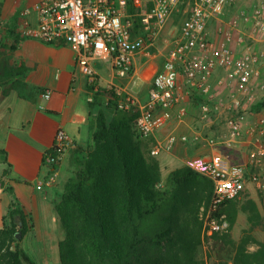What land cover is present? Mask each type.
Here are the masks:
<instances>
[{
  "label": "built area",
  "instance_id": "built-area-1",
  "mask_svg": "<svg viewBox=\"0 0 264 264\" xmlns=\"http://www.w3.org/2000/svg\"><path fill=\"white\" fill-rule=\"evenodd\" d=\"M37 0L21 11L23 26L20 34L45 43L65 42L77 49L76 61L93 86L89 100L99 90L98 74L92 62L109 61L116 77H129L133 73L136 54L155 45L172 15L185 5L188 16L180 25L179 33L169 50L162 69L153 80L149 99L139 101L128 90L109 85L118 96L117 104L123 109H137L140 134L155 137L168 122L169 111L178 107L177 117L183 120L187 108L182 105L181 87L191 97L196 90L206 98L201 103L200 118L211 119L217 110L227 109V133L221 136L195 134L208 145L232 146L245 139L249 151L240 162L219 150L203 156L190 157L185 165L213 180L214 190L210 204L201 207L204 232H223L230 226L225 214L216 216L219 206L240 197L248 186H253L264 199V109L252 111L243 98L253 102L256 91L253 82L260 74L258 63L264 61L262 53L246 51L237 54L232 48L230 33L222 30L223 39L216 43L209 36V21L225 14L229 5L247 2L263 4L264 0ZM189 5V6H188ZM256 25L264 31V15L255 9ZM218 87L235 92L226 105L212 103ZM264 90V84L261 85ZM46 98L50 92L44 94ZM106 99V103L109 102ZM189 136L172 133L167 140H155L152 153L170 151L177 142H186ZM74 140L62 129L56 133L57 158L45 154L44 162L49 174L38 184L42 188L51 184L58 175V166L65 152L74 147Z\"/></svg>",
  "mask_w": 264,
  "mask_h": 264
},
{
  "label": "trees",
  "instance_id": "trees-1",
  "mask_svg": "<svg viewBox=\"0 0 264 264\" xmlns=\"http://www.w3.org/2000/svg\"><path fill=\"white\" fill-rule=\"evenodd\" d=\"M5 84L0 76V86ZM93 94L90 109L100 108L94 115L93 143L87 149L75 148L73 175L56 203L65 230L59 243L61 264H264V243L249 235L238 239L232 231L240 211L256 209L250 197L247 206L239 201L253 190L250 186L214 213L227 215L230 226L211 235L208 259L200 258L201 207L211 202L213 180L186 165L164 177L161 161L152 153L154 138L139 132L138 110L120 108L114 88ZM190 99L195 106L200 104L194 93ZM106 106L114 110L110 121ZM46 153L57 158L58 148L53 146ZM54 166L59 168L60 161ZM9 191L11 202L0 227V264H38L22 243L33 220L12 188ZM158 210L163 211L161 228L144 233L142 221ZM252 242L259 243V248L250 251Z\"/></svg>",
  "mask_w": 264,
  "mask_h": 264
},
{
  "label": "crops",
  "instance_id": "crops-1",
  "mask_svg": "<svg viewBox=\"0 0 264 264\" xmlns=\"http://www.w3.org/2000/svg\"><path fill=\"white\" fill-rule=\"evenodd\" d=\"M17 1L0 0V8L3 7L0 18V76L6 82L0 86V227L11 202L9 189L12 188L33 220L34 226L29 234L36 235L38 231L39 241L56 239L52 246L55 249L57 245L59 251V243L65 236L54 238L57 223L61 224L56 203L70 178L66 172L73 167L75 148L87 149L93 143L94 115L100 108L90 109V84L86 73L77 64V49L65 42L50 44L22 36L19 32L23 26L21 11L37 0H29L28 5L19 8ZM181 11L188 16L185 5L181 6L168 20L155 45L136 54L131 76L116 77L109 61H93L99 77V90L115 85L128 90L139 101H147L153 80L162 69L179 33L180 25L176 22ZM211 23L212 20L208 28L212 39ZM46 92L51 93L49 98L44 96ZM181 92L184 97L182 105L191 114L177 120L178 107L171 109L168 122L153 137L156 141L165 142L172 133L189 136L188 141L178 143L177 151H162L163 156L159 159L162 170L168 174L184 166L187 158L221 150V147L210 146L203 139H195L197 133L210 135V131L213 132L209 127L211 119L203 121L198 113L206 97L197 90L194 92L200 101L198 107L186 94L185 86L181 87ZM109 108L104 107L106 116ZM113 113L114 110L112 117ZM58 129L70 135L75 145L63 155L56 180L39 189L38 184L49 174L44 157L54 146ZM88 132L89 141L85 139ZM48 257H45V262L50 264Z\"/></svg>",
  "mask_w": 264,
  "mask_h": 264
},
{
  "label": "rangeland",
  "instance_id": "rangeland-1",
  "mask_svg": "<svg viewBox=\"0 0 264 264\" xmlns=\"http://www.w3.org/2000/svg\"><path fill=\"white\" fill-rule=\"evenodd\" d=\"M29 0H18L16 6L23 7L28 5L27 2ZM189 2V0H188ZM189 6V5H188ZM260 7L263 15H264V3L263 4H255L240 2L238 4L229 5L225 14L219 17L218 19H213L210 25V33L212 35V40L216 43L222 41L224 32L230 33L231 41L230 44L235 52L239 55L246 51H253L262 53L264 51V31L259 30L256 25V12L255 9ZM0 18L3 15V7L0 8ZM186 18V14L181 11L178 15L177 25H181ZM1 32V31H0ZM1 34V33H0ZM1 36V35H0ZM10 49V48H9ZM258 68L260 69V74L255 78L253 82V90L256 91V98L253 102H248L246 98H243V103L246 107H249L252 111L258 112L264 109V90H261V85L264 84V61H260L258 64ZM236 91V90H235ZM231 88L226 87H218L217 96L215 100H213V104L215 105L217 102L223 103L224 105L228 104L232 98L233 93L235 92ZM199 107V105L197 104ZM260 106V107H259ZM257 108V109H256ZM256 109V110H254ZM113 108H109L107 110V119L110 120L112 118ZM187 113L184 117H188L191 113ZM171 113V111H170ZM198 113L200 114V109H198ZM231 112L227 109L217 110L211 117L210 134L215 136L225 135L227 133V127L225 125V121L227 116H229ZM178 120V118H177ZM202 120V119H201ZM203 122V121H202ZM86 140H90V133L88 132L85 137ZM178 143L173 147L174 150H178ZM155 144V143H154ZM235 145L227 146L223 145L221 150L226 154H229L232 159H241L246 156L249 151V146L245 139L239 141L238 143H234ZM160 159L163 156V152L160 155H157ZM67 164V162H66ZM66 164L64 166L65 172L67 171ZM75 170V168H74ZM73 167H71L70 172H66L67 177H71L73 175ZM163 175L166 176L167 171L165 169L162 170ZM168 174V173H167ZM246 193L240 197L239 201L242 205L247 206V201L249 197L253 199L254 204L256 205V209L253 211L248 209V211H240L238 215V219L233 226V235L238 239H243L246 236H251L256 239L257 242L264 243V199L260 195L257 190H255L251 185ZM249 207V206H248ZM163 214L162 210H158L156 213H151L146 215L144 220L142 221V229L144 233L146 232H155L160 229L163 222L161 219V215ZM227 216V215H226ZM255 217V219H254ZM251 218L253 220H251ZM57 232L54 238H63L65 236V230L62 224L57 223ZM33 234H27L25 239H23L24 248L31 254V256L38 262V264H47L45 261V257L48 255L50 264H61L60 255L58 251V246L55 245V249L52 244L56 243V239H41L39 241V232L37 231ZM212 234H208L204 232V241L199 251L200 258L208 259V254L212 249ZM49 242V243H48ZM257 242H252L248 249L250 251H254L259 248L260 244Z\"/></svg>",
  "mask_w": 264,
  "mask_h": 264
},
{
  "label": "water",
  "instance_id": "water-1",
  "mask_svg": "<svg viewBox=\"0 0 264 264\" xmlns=\"http://www.w3.org/2000/svg\"><path fill=\"white\" fill-rule=\"evenodd\" d=\"M17 238L18 239H21L22 238V233L21 232L17 233ZM13 249H15V245H13Z\"/></svg>",
  "mask_w": 264,
  "mask_h": 264
}]
</instances>
